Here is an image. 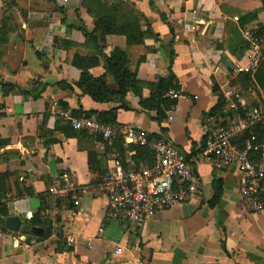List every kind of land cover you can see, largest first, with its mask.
<instances>
[{
	"label": "crops",
	"instance_id": "crops-1",
	"mask_svg": "<svg viewBox=\"0 0 264 264\" xmlns=\"http://www.w3.org/2000/svg\"><path fill=\"white\" fill-rule=\"evenodd\" d=\"M249 14L254 18L242 25ZM99 15L120 25L138 21L144 43L131 45L116 34L102 40L95 32ZM247 28L264 30V0H0V171L10 174L0 264H264V211L244 207L236 164L218 170L201 150L211 129L264 105L256 73L235 72ZM115 48L128 53L143 97L150 96V84L173 73L180 98L174 120L160 123L129 91L131 109H117L113 128L134 126L171 138L202 184L191 202L140 222L109 207L97 180L102 172L89 166L88 151L97 152L102 171L122 162L118 154L94 137L69 138L56 129L62 111L118 106L85 94L77 85L82 70L73 65L76 55L98 57L91 74H106L116 88L105 67ZM7 83L16 88L8 94ZM220 97L223 114L215 116ZM50 139L57 142L46 144ZM64 173L79 187L78 205L49 191ZM220 186L219 202L211 205ZM10 218L19 228L9 226Z\"/></svg>",
	"mask_w": 264,
	"mask_h": 264
},
{
	"label": "built area",
	"instance_id": "built-area-1",
	"mask_svg": "<svg viewBox=\"0 0 264 264\" xmlns=\"http://www.w3.org/2000/svg\"><path fill=\"white\" fill-rule=\"evenodd\" d=\"M235 20H239V17H235ZM243 37L247 48L244 59L236 64L235 72L255 74L264 61V37L256 28L245 29ZM231 94L227 92L228 96ZM168 96L177 100L180 92L172 89ZM175 110L176 105L168 110L169 121L174 120ZM61 115L73 128L102 136L106 141L111 142L116 135H121L127 154L131 153V146L150 147L154 152L155 161L151 165H132L127 168L122 162L113 161L100 183L101 189L108 196L109 207L128 220L143 221L176 205L191 202L201 192L199 174L171 138L162 137L153 141L149 133L134 126H126L118 131L94 117H73L67 110L62 111ZM262 122L264 105L247 112L228 126L211 129L203 144V153L212 160L216 169L223 170L234 164L238 166L243 204L252 213L264 211V163L251 159L252 152L259 147L256 145L259 140L252 132L242 144L235 142V139H240L245 132ZM262 158L264 160V151ZM49 191L57 199L71 197L75 205L80 203L79 187L66 173L59 176L57 184L51 186ZM70 243H74V239L71 238Z\"/></svg>",
	"mask_w": 264,
	"mask_h": 264
},
{
	"label": "trees",
	"instance_id": "trees-1",
	"mask_svg": "<svg viewBox=\"0 0 264 264\" xmlns=\"http://www.w3.org/2000/svg\"><path fill=\"white\" fill-rule=\"evenodd\" d=\"M254 15L249 14L245 16L242 25H245L250 19H253ZM95 32H100V38L105 40V37L109 34L116 35H125L127 37L128 43L131 45L142 44L145 41L146 33L141 29V26L138 21L128 24L120 25L117 22V19L111 15H99L96 20ZM258 32L261 36L264 37V30L258 29ZM247 47V46H246ZM129 56L128 53L119 48H115L111 55L106 58L105 67L107 73L113 76L114 81L117 84L116 88H112L108 85L106 77L104 74L100 77H95L91 74L90 70L93 67H96L100 64L98 57H84L76 55L73 60V65L82 70V77L78 82V86L82 89L85 94L90 95L94 100L99 102H115L118 104L117 107L109 111L97 112L95 110L90 111H72L73 117H94L104 124L114 127L116 121V111L117 109L130 110L131 107L128 105L126 96L129 91H132L136 96L140 98L139 104L144 110L155 111L156 119L162 123L167 118L168 110L176 105L177 100L168 96V93L172 89H179L176 76L171 73L167 77L159 78L157 83L150 84V96L143 97V85L138 79L136 72L129 70ZM249 75V74H248ZM256 78L260 85L264 87V61L262 62L260 69L256 73ZM5 93L8 94L13 92L15 88L12 84H4ZM220 96V94H219ZM225 105L223 98L220 97L218 104L213 108L211 114L217 116L218 114L222 115V109ZM66 109V108H65ZM56 129L66 137L69 138H95L98 141H102L106 144V149L111 150L118 154L125 167H136L141 164L151 165L155 161V154L150 149V147H137L132 146L131 149L135 150V154L131 157L133 164L130 166L127 164V148L124 145V138L121 135H116L114 139L109 142L103 139L102 136L91 134L86 130H77L73 128L69 121L60 118L57 122ZM164 130V128H162ZM250 132L257 135L259 142L256 144L259 147L255 149L251 154V159L255 162L260 163L262 158L263 150L261 149L264 145V122L259 123L254 126L251 130L245 132L243 137L240 139H235V142L240 144L244 143L246 138L249 137ZM93 138V139H94ZM151 140L155 141L161 139V135L150 134ZM205 141V139H204ZM57 140L50 139L47 140L46 144L56 143ZM203 150V146L202 149ZM89 154V166L91 171L101 173L100 182L102 181L107 170L102 171L101 162L96 164L97 152L88 151ZM189 159V156L187 155ZM129 160V159H128ZM130 161V163H131ZM129 163V162H128ZM10 174L2 173L0 171V217H6L9 215V208L7 203V194L9 192L8 180ZM222 188L221 186L217 188V192L214 198L211 200V205H215L219 202L221 197Z\"/></svg>",
	"mask_w": 264,
	"mask_h": 264
},
{
	"label": "water",
	"instance_id": "water-1",
	"mask_svg": "<svg viewBox=\"0 0 264 264\" xmlns=\"http://www.w3.org/2000/svg\"><path fill=\"white\" fill-rule=\"evenodd\" d=\"M8 224L10 227L17 229L19 228V220L17 218H10L8 220Z\"/></svg>",
	"mask_w": 264,
	"mask_h": 264
},
{
	"label": "rangeland",
	"instance_id": "rangeland-1",
	"mask_svg": "<svg viewBox=\"0 0 264 264\" xmlns=\"http://www.w3.org/2000/svg\"><path fill=\"white\" fill-rule=\"evenodd\" d=\"M256 107H257V106H256ZM97 180H99V179H97ZM99 181H100V180H99ZM99 181H98V182H99Z\"/></svg>",
	"mask_w": 264,
	"mask_h": 264
}]
</instances>
